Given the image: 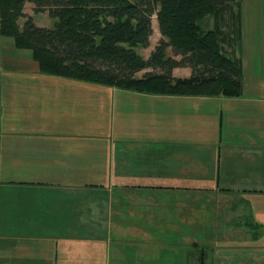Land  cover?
<instances>
[{
    "label": "crops",
    "instance_id": "0c3cea01",
    "mask_svg": "<svg viewBox=\"0 0 264 264\" xmlns=\"http://www.w3.org/2000/svg\"><path fill=\"white\" fill-rule=\"evenodd\" d=\"M8 45L0 264H264V48L227 96L48 75Z\"/></svg>",
    "mask_w": 264,
    "mask_h": 264
},
{
    "label": "trees",
    "instance_id": "16d2710c",
    "mask_svg": "<svg viewBox=\"0 0 264 264\" xmlns=\"http://www.w3.org/2000/svg\"><path fill=\"white\" fill-rule=\"evenodd\" d=\"M235 2L0 0V35L28 49L38 70L48 75L153 94L235 96L241 90V62L224 50L222 36L224 26L240 32ZM42 11L53 19L51 26L34 22L32 13ZM153 15L161 37L144 58L137 48L149 46ZM208 15L213 27L205 30L199 21ZM168 47L179 58L167 55ZM177 66H189L190 75L173 76Z\"/></svg>",
    "mask_w": 264,
    "mask_h": 264
},
{
    "label": "rangeland",
    "instance_id": "374dc122",
    "mask_svg": "<svg viewBox=\"0 0 264 264\" xmlns=\"http://www.w3.org/2000/svg\"><path fill=\"white\" fill-rule=\"evenodd\" d=\"M25 12L31 13L30 6H25ZM235 13L239 15V28L240 32H230L229 28L223 27L222 36L224 39L223 48L226 52H230V56H235L240 59L241 68L243 72L248 71V65L250 61L248 58H253L257 54V48L263 50L264 48V0H239L233 5ZM33 20L38 26H51L53 19L48 15L46 11L32 13ZM24 18L18 19V24L21 26ZM152 26H156V16H152ZM199 24L202 29H211L213 27V17L208 15L203 17ZM3 41L10 47L8 48V54H11V57L14 56L15 59H19L21 63L25 65L26 68H33L34 61L32 60L31 54L28 49H19L16 48L13 44V39L10 36H2ZM155 42L154 37L152 38ZM158 40H156V43ZM227 42H232L231 48L227 45ZM232 47L235 50L232 52ZM137 50L146 57L149 48L138 47ZM257 56V55H256ZM255 66H259L258 60L255 58L253 60ZM249 71L251 67H249ZM144 71L138 72L141 75ZM252 78H248L247 81L250 82Z\"/></svg>",
    "mask_w": 264,
    "mask_h": 264
}]
</instances>
